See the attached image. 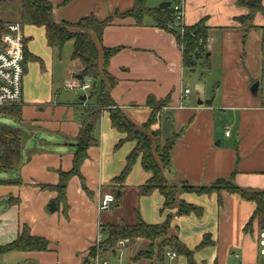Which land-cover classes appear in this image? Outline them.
Returning a JSON list of instances; mask_svg holds the SVG:
<instances>
[{"label":"crops","instance_id":"crops-1","mask_svg":"<svg viewBox=\"0 0 264 264\" xmlns=\"http://www.w3.org/2000/svg\"><path fill=\"white\" fill-rule=\"evenodd\" d=\"M47 1L54 7L55 22L69 24L91 15L103 21L134 6V0ZM156 1L170 6L175 2ZM238 1L185 0L184 25L192 27L205 20L208 27L206 52L197 55L194 68L184 66L176 36L155 26L151 17L143 26H137L132 18L115 17L104 31L102 46L120 48L107 65L108 74L116 81L110 96L128 120L141 127L151 115L146 105L150 96L171 99L162 110L159 126L162 143L181 133L171 151L170 179L175 184L209 186L234 175L237 186L264 191V16L255 17L258 29L247 31L237 20L248 13ZM11 5L7 0L0 9L16 13L18 21L13 23H20L21 0L17 8ZM22 28L27 58L22 120L14 121L25 134V142L19 168L0 176L4 182L0 184V246L12 243L27 226L31 235L49 241V251L10 252L0 256V264H85L93 255L99 225L135 224L137 212L151 225L172 216L173 234L193 252L192 264H264L257 221L245 229L256 210L254 202L223 192L220 206L216 193H181V201L202 208L203 214L179 216L176 209L164 208L165 199L158 190L148 196L138 194V188L151 177L141 158L124 183L117 211L99 212L100 198L112 192L113 180L122 173L135 147V143L126 142L116 148L124 135L112 127L108 110L97 125L99 144L89 149L81 167L82 178L74 176L65 200L58 199V192L47 187L58 185L60 172L72 170L81 127L79 114L94 104L96 97L89 99L86 92L79 90L84 93L79 95L66 88L67 83L82 80L81 61L72 59L73 52H64L66 44L73 41L58 50L49 46L44 27ZM201 58L207 72L196 76ZM187 70L193 75L187 77ZM213 72L217 82L211 96L202 79ZM255 82L259 83L257 94L251 92ZM190 84L197 85L205 100L196 102ZM185 89L191 91L188 96H184ZM83 96H87L84 101ZM209 99L211 104H205ZM164 116L171 136L163 141ZM52 202L55 211L50 210ZM205 237L207 244L199 248ZM133 257L129 246L102 254L111 264H136ZM167 263L191 264L185 256L174 262L165 258Z\"/></svg>","mask_w":264,"mask_h":264},{"label":"trees","instance_id":"trees-1","mask_svg":"<svg viewBox=\"0 0 264 264\" xmlns=\"http://www.w3.org/2000/svg\"><path fill=\"white\" fill-rule=\"evenodd\" d=\"M175 1V0H174ZM239 5L247 10V14L239 17L238 22L247 29V31L258 29L254 25L255 17L259 14L264 16L263 0H239ZM6 4V0H0V8ZM54 7L47 0H21L20 24L44 27L46 30L47 42L50 47L62 50L65 44L73 41V60H80L82 64L81 81L90 80L92 87L88 92V98L96 97L94 104H89L79 114L81 124L77 136V150L73 159V168L69 172L59 173V183L56 186L47 188L54 189L58 192V199L65 200L67 186L74 176L81 177V167L88 157L90 148L98 146L99 137L96 129L104 110L110 113L111 124L114 129L124 135V138L117 144L116 148L121 147L126 142H134L135 147L127 156L126 165L122 173L113 180L111 185L112 194L115 203L113 209L122 204L124 183L132 171L135 163L141 158L143 169L151 174L147 182L138 188L140 196H148L154 191H159L164 199V208L176 209L179 216L194 213L202 216L203 209L194 205L187 204L184 201L175 203L178 192L175 193L167 181L166 172L173 174L171 168V151L180 134H175L171 139L162 143L160 135V122L162 110L170 103V97L164 100H158L154 96L147 99L146 105L151 109V115L148 121L138 127L128 120L125 114L115 106L110 96L111 89L116 85V81L107 72V65L110 58L116 54L120 48L106 49L102 46V38L107 27L113 24L115 17L125 19L132 18L137 26H143L147 17L154 19L155 26L173 33L183 51V64L185 67L194 68L196 65V55L205 54V46L208 42V27L205 20L192 27H185L183 34L177 30L171 29L170 24L174 20V9L170 6L166 9L150 8L148 0H134V6L125 13L116 12L115 15L100 21L93 15L81 19L76 24L56 23L54 20ZM6 25V24H5ZM5 25L0 23V37L4 32ZM71 28L81 30V33H73ZM99 47L103 52V61L105 69L102 71L109 81V87H106L103 80H99L101 71L98 66ZM24 68L26 70V51L24 55ZM99 80V82H98ZM0 115L10 117L14 120H22L21 106L6 107L0 109ZM158 140V149L156 155L152 150L150 137ZM25 134L20 128L0 124V173H8L19 168L22 163L23 147ZM159 162L165 160L164 169L159 167ZM82 178V177H81ZM234 175L230 179H220L209 186H191L182 182V193H192L197 195L219 196V205L222 206L221 194L227 192L236 194L245 201L254 202L256 210L245 229L248 230L253 222L257 221L260 233L264 232V191H251L237 186L233 182ZM4 183L0 181V184ZM177 207V208H176ZM137 219L135 224L122 223L120 225L108 224L103 225L105 239L101 244V251L108 250L115 252L118 243L123 240H129V245L138 240H147L151 243L159 241L156 249L151 245L144 253H139L132 258L133 262L142 259L152 260L155 258L157 264H165L166 249L175 252L178 256H185L192 264V254L175 234H170L171 219L169 216L162 224H147L139 213H136ZM207 244L205 237L199 248ZM128 244L126 245V247ZM47 252L49 251V241L43 237L31 235L27 226H23L16 240L12 243L0 246V256L10 252ZM95 254V249H93ZM22 264H36L33 261H26Z\"/></svg>","mask_w":264,"mask_h":264},{"label":"built area","instance_id":"built-area-1","mask_svg":"<svg viewBox=\"0 0 264 264\" xmlns=\"http://www.w3.org/2000/svg\"><path fill=\"white\" fill-rule=\"evenodd\" d=\"M174 20L170 24L171 29L177 30L180 34L185 31V0H175L173 4ZM25 38L23 28L20 23H8L5 25L3 34L0 37V109L6 107H16L22 104L24 90V44ZM92 87L91 81L75 80L67 83L66 88L70 90L78 89L88 93ZM190 89L184 90V96L190 94ZM230 132H226L229 136ZM115 203L112 193L104 194L99 201V212H110L113 210ZM105 239L103 226L99 225L95 238L93 254L89 261L85 264H111L110 261L102 258L101 244ZM129 240H123L118 243V248H125ZM261 255L264 261V232L260 234ZM166 258L174 262L178 259V255L168 250Z\"/></svg>","mask_w":264,"mask_h":264},{"label":"rangeland","instance_id":"rangeland-1","mask_svg":"<svg viewBox=\"0 0 264 264\" xmlns=\"http://www.w3.org/2000/svg\"><path fill=\"white\" fill-rule=\"evenodd\" d=\"M11 2H12V5L11 6L13 8H17V6H19L20 0L19 1L18 0H11ZM148 4H149V7H151V8L152 7H155L156 8V7H159L160 6V4H158L156 0H150L148 2ZM3 8H4V6H3ZM15 21H18V17H17V14L16 13L11 14V13L6 12L5 10H1L0 9V23H2L3 26L5 24H7V23H13ZM70 31L73 32V33H81V30L74 29V28H71ZM98 50H99L98 66H99V70L101 71L99 80L100 79L103 80L104 83H105V85H106V87H109L110 81H109V79L106 76L103 75V72H102L105 69L104 61H103V52H102V50H101L100 47H99ZM64 52L66 54L73 52V42H70V43H67L66 44V46L64 48ZM203 72H207V67L205 65V59L204 58H201V62H199V64H198V69H197V72H196V76L197 75L200 76ZM191 73H192V71L189 70L187 72V77L193 75ZM215 73L216 72H213V73H210V74L207 73V74H205L203 76L202 81L203 82L205 81V83L207 84V95L208 94H211V96H212L213 89L215 88L214 87L215 86L214 84H216V82H217L216 81V74ZM99 80H98V82H99ZM197 83H198V81H197ZM255 83H257V82H255ZM263 83H264V80H263ZM190 85H191V88L193 90V98L196 99V102L198 101L199 98L201 100H203L204 99V97H203L204 94H202L201 91L197 88V85H195V84H190ZM198 85H200V84L198 83ZM74 91L77 92L79 95H84V93H81L77 89L76 90L74 89ZM262 91L264 93V84H263ZM208 101H210V99ZM205 102H207V101H205ZM166 122H167V119L164 116L163 117L162 124L165 123V126H166ZM0 124L12 126V127H17L16 122L14 121V119H12L10 117H3L2 115H0ZM166 129H167V126L165 127V130H164V133H163V141L171 136V133L170 134L167 133V130ZM150 139H151L152 150H153L154 154L156 155L157 149H158V140L156 138H153L152 136L150 137ZM157 160H158V163H159V167H161L162 169H164L165 166H166L165 160H162L161 163L159 162V159L158 158H157ZM164 173L166 175V178H167V181H168L169 185L171 187H175V189L173 188V191H175V193L178 192V194L176 196V199H175V203L178 205V203L180 201L179 195L182 193L180 191L182 189V184L181 183L175 184V183L171 182V179H170L171 174L169 172H166L165 169H164ZM1 175H2V173H0V176ZM113 210H116L117 211L116 208L113 209ZM120 211H121L120 213L123 214V208ZM173 232H174L173 231V228H171L170 229V234H173ZM158 244H159V241H155L154 243H151L150 241H147V240H138L135 243L130 244V245L128 243V246L129 247H132L133 256L136 257L139 253H141V252L144 253L145 251H147V249L151 245H153V247L156 249V247H157ZM166 251H168V249H166ZM135 263L136 264H157L155 258L152 259V260L142 259V260L136 261ZM121 264H126V263L125 262L123 263V261H122Z\"/></svg>","mask_w":264,"mask_h":264},{"label":"water","instance_id":"water-1","mask_svg":"<svg viewBox=\"0 0 264 264\" xmlns=\"http://www.w3.org/2000/svg\"><path fill=\"white\" fill-rule=\"evenodd\" d=\"M169 6H170V3H164V4H161V5H160V8H162V9H166V8H168ZM196 57H197V55H196ZM79 78L81 79V77H79ZM258 86H259V83H255V84L253 85V87L251 88V92H252L253 94H257ZM86 99H87V96H83V97L81 98L82 101H84V100H86ZM205 104H211V101H208V102H206ZM50 210H51V211H55V210H56V207H55V203H54V202L51 203V205H50Z\"/></svg>","mask_w":264,"mask_h":264}]
</instances>
